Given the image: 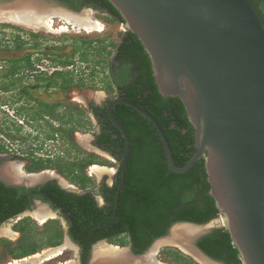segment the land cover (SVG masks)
<instances>
[{
  "label": "water",
  "instance_id": "obj_1",
  "mask_svg": "<svg viewBox=\"0 0 264 264\" xmlns=\"http://www.w3.org/2000/svg\"><path fill=\"white\" fill-rule=\"evenodd\" d=\"M20 1L44 5V15L54 16L65 9L51 0H0V6ZM109 1L148 52L161 93L183 101L195 128L197 145L191 158L177 165L169 141L151 113L124 97L114 99L107 111L125 138V151L112 217L117 214L131 150L130 137L113 108L125 103L156 126L169 171L185 172L205 156L209 193L243 264H264V21L256 6L252 0ZM181 223L201 226L178 221L169 233ZM207 232L193 237V247L209 264H224L197 245L199 237ZM169 233L158 243H169ZM183 242L178 241L181 248ZM58 248L63 249V245L50 250ZM151 258L152 262L145 255L128 256L126 262L116 256L117 260L111 257L109 264H145L146 259L150 264H159L153 262V255Z\"/></svg>",
  "mask_w": 264,
  "mask_h": 264
},
{
  "label": "trees",
  "instance_id": "obj_2",
  "mask_svg": "<svg viewBox=\"0 0 264 264\" xmlns=\"http://www.w3.org/2000/svg\"><path fill=\"white\" fill-rule=\"evenodd\" d=\"M62 1L77 9L84 4L105 6L124 20L119 10L109 0ZM252 2L264 21V0ZM119 49L120 53L116 57L118 61L122 62L124 59L130 61L133 69L129 79L118 80L121 95L151 113L169 141L174 162L180 166L184 165L196 152L197 145L195 128L187 115L183 101L177 96H164L161 93L154 76L151 58L135 33L129 31V36ZM121 50L125 51L124 58ZM82 58L88 60L84 55ZM109 88L114 89L111 83ZM106 107H95V110L100 111L104 123L102 136L97 139V143L120 160L118 182L113 187L104 184L101 188L110 205L100 207L91 194L66 193L55 184L46 188L50 197L38 196L51 201L56 208L62 210L70 221L69 230L75 238L85 241L82 235L86 233L88 243H93L106 234L127 231L137 246L145 245L146 248L156 238L166 235L170 227L178 221L204 224L220 215L215 199L209 193L211 184L206 171L205 156L198 159L185 172L169 171L165 147L156 126L132 106L118 103L114 106L113 113L130 137L131 150L117 214L112 218L115 193L121 179L125 138L108 117ZM73 146L77 147L75 143ZM93 163V157L88 156L66 164L51 161L41 163L38 169L57 165L62 172H67V176L73 182L85 187L92 185L93 181L84 169ZM22 189L0 180V225L29 207L25 197L27 191ZM15 227L22 233L21 244L10 247L8 241L4 243L17 258L35 253L46 245L60 244L64 232L58 220H51L45 224L44 230L40 232L43 236L40 240L35 235L38 234L35 222L21 220ZM198 244L215 259L223 260L227 264H243L239 250L226 227L214 228L200 238Z\"/></svg>",
  "mask_w": 264,
  "mask_h": 264
},
{
  "label": "flooded vegetation",
  "instance_id": "obj_3",
  "mask_svg": "<svg viewBox=\"0 0 264 264\" xmlns=\"http://www.w3.org/2000/svg\"><path fill=\"white\" fill-rule=\"evenodd\" d=\"M51 1H54L55 3H58L65 7V9L63 8L61 10V12H64L66 14H78L81 12V10L88 8L93 9L95 12L105 13L107 16L120 21L122 25H124L125 33L122 36V39L118 44L115 53H113V63L111 65V80L115 85V87H113L117 91V96L112 99L109 98L103 102L92 99L86 103L80 101L79 99H72V97L68 98L72 103H65V99L62 98L55 99V94L67 92L70 93V91H72L73 89L82 91L85 84L82 82V79L76 80L75 77L71 78L72 74L69 69H54V67L50 69L51 64L55 62L53 57L54 55L50 53V45H45L44 47L42 43L43 39H45L44 37L46 36V33L49 32V30H46L45 28H37V30H35L33 28L24 26L23 24H18V35L16 36L15 41L16 47L18 49V54L15 56H0V63H5L4 65H0V68H4L3 72H1L0 82L1 85L5 88L3 92L9 94L7 99H5L4 102L0 103V109H4L6 122H8V117L11 119L12 116L13 119L11 120L16 122L15 117L22 116L23 119H25L26 123L24 120H21V123L17 122L16 124H18L19 127H22L23 124H30L35 128L53 126L55 121L58 122L59 127H64L66 126V124L71 126V122H73L72 125L78 128L83 127L86 125V117L82 113L83 109H80V107L88 109L96 119V123L98 125V128H96L95 131H93L89 135L92 139V146L102 151H108L107 149L99 146L97 143V139L102 136L104 123L102 122V115L100 111L95 110V107H108V105L114 99L123 97L118 87V80L129 79L132 75L133 69L131 68L132 64L130 63V61L124 59L122 62H120L116 57L120 53V45L124 42L125 38L129 36L130 30L128 27H126V20L124 18V20L122 21L121 18L116 16V14H114L109 8L105 6L100 7L95 4H84L80 9H77L66 1ZM99 3L101 4L102 2L100 1ZM57 14L58 13H56L55 15ZM68 23L70 25H74L70 22ZM82 29L84 28L82 27ZM1 46L2 45H0V47ZM3 46L7 47L6 45ZM121 53L123 55L122 58H124L125 51L121 50ZM60 63L66 67L70 66L67 61H61ZM49 69L51 71H49ZM71 82L72 85L70 86ZM80 103H83V106H81ZM74 104H79L77 106H80L79 108H76L77 112L73 109L74 112L72 110H67V114H59L58 111L64 108H73L72 106H75ZM10 106L14 107L13 112H15L16 115L8 114ZM71 114L74 116L75 120H70ZM65 115L69 117L67 121L63 118V116ZM116 136L117 135H115V137ZM17 140L21 142V140L27 139ZM46 140L54 141V139L51 138ZM43 143L44 142H41L39 145L29 147V151H26L21 145H19L20 149L15 148V151L12 152L7 151L9 149L11 150L8 144H2V147L0 146V148L4 150L0 151V180L5 182L7 185L23 188V191L26 190L27 195L25 197L29 202V207L24 209L22 212L12 216L5 222L13 219H16V222H19L21 220H27L30 222L43 220L44 218H39V216L37 215L38 213L47 214L46 217L48 219L58 220L60 223L61 220L64 221L67 226L63 227L64 232L62 241L60 244L54 245L53 247L63 245V249L56 255L57 257L62 256L65 253L64 250L74 251V259L67 261L63 258V261H60L58 264H91L92 262H96L93 264H104L105 262L110 261L111 257L115 259L116 256H120L126 262H128V256L131 257L142 255L148 256L151 262L153 260L151 256L153 255V262H158L159 264H161V261H159L156 257V255L159 253V249L157 247H154L160 237L156 238L148 247L144 248L145 245L137 246L133 241L132 235L127 231L115 232L110 235L106 234L93 243H88L89 239L86 233L82 235V238H84L85 241H81L80 238L77 239L73 236V234L69 230L70 221L62 212V210L60 208H56L51 201L38 196L43 195L50 197V194L46 190V188H49L50 185L55 184L66 193H72L75 195L91 194L92 197L95 198L96 204L98 206L106 207V205H110V202L106 201L101 188L104 184L108 187H113L118 182L119 169L114 172L111 182H109L106 178L102 180L96 187H94L93 184L82 187L78 184L73 183L72 181L70 182L68 177L65 176V173L62 171H58V169L57 171L52 170L51 167L38 169L39 164L48 163L52 158H54L53 155H50L51 151L49 149L46 148V150L44 151V148H42ZM110 154L112 153L110 152ZM90 174L92 175V173ZM37 175H43V178L33 181L32 178ZM53 214L57 215L53 216ZM59 216L60 218L57 219V217ZM213 229H211L209 232H211ZM206 234H203L201 237H199V239L197 240L198 246V241ZM9 235H11V233H0V245L3 241L11 240ZM21 235L22 233L20 232L16 240L21 241ZM190 238H187L189 239V241H187V246H189L190 244ZM181 239H183V241L186 243L185 238ZM101 246L104 249L112 248V252L110 251L109 253H107V256L104 255L106 257H103V255L97 257V255H95L96 251L102 249ZM22 260L23 259H21L20 261ZM218 261L227 264L223 260Z\"/></svg>",
  "mask_w": 264,
  "mask_h": 264
},
{
  "label": "rangeland",
  "instance_id": "obj_4",
  "mask_svg": "<svg viewBox=\"0 0 264 264\" xmlns=\"http://www.w3.org/2000/svg\"><path fill=\"white\" fill-rule=\"evenodd\" d=\"M78 14L81 16H88L90 19L98 22V25H100L102 30L94 28L92 31H85L84 27V29H82L79 25H70L68 22H72V24H74V22L65 18L62 14H57L55 16L50 15L54 20L53 29L46 33V36L44 37L45 39H43L42 42L44 47L45 45H50V53L54 55L55 62L51 64L50 69H52V67H54V69H69L72 74L71 78L75 77L76 80L82 79V82L85 84L83 88L84 91L73 89L70 93L55 94V99H65V103H72L68 99L69 97H72V99H79L85 103L92 99L102 102L109 98L112 99L117 96L116 89L109 88L110 83L115 87L111 80L113 53H115L117 46L125 33V27L120 21L107 16L105 13L95 12L93 9H83ZM62 18H65L66 20ZM17 31V24L0 22V45H2V48L0 47V56H15L18 54L15 42L16 36L18 35ZM3 45H6L7 47H4ZM77 48L78 50H76ZM83 55L87 57L88 60L83 59ZM61 61H67L70 66H64L60 63ZM1 64L4 65L5 63H0V65ZM50 69L49 71H51ZM3 70L4 68H0V77ZM4 89L5 88L0 82V103L4 102L9 95L3 92ZM74 105L75 106H72L73 108L61 109L58 111L59 114H67V110H72L74 112L77 107H80L77 106L79 104ZM80 105L83 106V103H80ZM13 108L14 107L10 106L8 114L16 115V113L13 112ZM80 109H83L82 113L86 117V125L80 128L72 125L73 122L70 123L71 126L66 124L64 127H59L57 121H55L54 125L50 127L35 128L30 124H23L22 127H19L16 123H21V120L25 121L22 116L15 117L16 122L11 120L13 119L12 116L11 119L8 117V122H6L4 109H0V146L2 147V144H8L11 150L9 149L7 151L12 152L15 151V148L20 149L19 145H21L26 151H29V147L44 142L42 148H44V151L46 148L49 149L51 151L50 155H53L54 157L51 159V163L61 162L66 164L76 159L92 156L94 163L86 166L84 172L93 181V186L96 187L106 178L111 182L114 172L119 169L120 160L110 154L109 151H102L92 146V139L89 135L98 128L97 121L88 109L82 107H80ZM63 118L67 121L69 117L65 115ZM73 118L74 116L71 114L70 120H73ZM50 138L54 139V141L46 140ZM17 139L27 140H21L20 142ZM73 143H75L77 147H74ZM0 151L4 150L0 148ZM95 164L104 167V169L93 173L91 170ZM51 168L54 171H57V169L58 171H61L57 165H53ZM90 173H92V175ZM65 176H67V172H65ZM68 179L70 182L72 181L69 177ZM58 218H60V216L57 217V219ZM51 220L52 219H47L45 222H42L41 220L35 221L38 231V234L36 231L35 235L39 237V240L43 237L40 232L44 230L45 224ZM16 223V219H13L3 223L0 228V230L8 229V232L11 233V235H9L11 240H8L10 247H17L21 242L16 240L20 233L19 229L15 227ZM60 225L62 228L67 226L62 220ZM178 225L173 227V229H176ZM199 227H202V232H207L216 227H225V221L223 216L219 215L212 221L201 224ZM172 232L171 234L169 233V237H171ZM178 241L179 240L176 239L168 241L169 243L164 242L157 244L159 253L157 251L158 254L156 253V257L162 264H203L192 253L181 248ZM170 242H174L175 244ZM51 248H53L52 245H46L36 253L26 255L23 258H17L6 247L3 241L0 245V264H9L15 262V260L26 259L27 257H32L36 254H43L44 252H49ZM64 251L65 253L62 256H56L51 260L45 261L43 264H58L60 261H63V258L67 261L74 259V251Z\"/></svg>",
  "mask_w": 264,
  "mask_h": 264
},
{
  "label": "bare ground",
  "instance_id": "obj_5",
  "mask_svg": "<svg viewBox=\"0 0 264 264\" xmlns=\"http://www.w3.org/2000/svg\"><path fill=\"white\" fill-rule=\"evenodd\" d=\"M46 13H47V9L42 4H37L36 2H32V1L14 2L8 5L7 7L0 6V21L5 20L17 25L23 24L24 26L33 28L35 30H37V28H45L47 30H51L53 29L54 20L52 19V16L48 14L44 15ZM57 13L59 15L62 14L68 20L73 21L75 26L79 25V27H84L85 30L87 31H92L94 28H97L98 30H102L100 25H98V22L90 19L88 16H83V15L81 16L80 14H70V13L66 14L61 11ZM102 169H104V167L95 164L92 167L91 171L95 173L101 171ZM41 178H43V175H37L33 177L32 180L36 181ZM37 215L39 216V218H44L41 221L47 219V218L45 219L47 214L38 213ZM202 230H203L202 227L199 226L190 225V224H181L178 225L176 229H173L172 235L171 237H169V239L167 238L168 239L167 241H171V240L173 241L175 239H178L179 241H183V239L181 238H185L186 243L182 244V247L186 249V251H188L189 253H192L203 264H209L208 261L204 259L192 245L193 237ZM0 233H9V232L8 229H1ZM187 238H190L189 246H187V241H189V239ZM161 243H164V240H160L159 243L157 242V244H161ZM157 244L155 245V247L158 248ZM101 248L102 249L96 251L95 255H97V257L102 255L103 257H106L107 253H109L110 251L112 252V248L104 249L102 246ZM61 249L62 248L53 249L50 250L49 252H44L43 254H39V255L36 254L33 255L32 257H27L22 261L15 260V262H11L9 264H43L45 261L55 258L56 255L62 251ZM109 263L110 261H107L104 264H109ZM145 264H150L147 259Z\"/></svg>",
  "mask_w": 264,
  "mask_h": 264
}]
</instances>
